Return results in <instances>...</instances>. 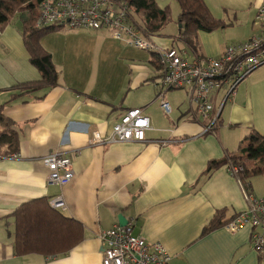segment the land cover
<instances>
[{"label": "crops", "instance_id": "crops-1", "mask_svg": "<svg viewBox=\"0 0 264 264\" xmlns=\"http://www.w3.org/2000/svg\"><path fill=\"white\" fill-rule=\"evenodd\" d=\"M155 1L169 7L172 22L146 39L160 48L174 47L188 59L216 58L227 46L256 37L254 20L264 3L203 0L212 16L228 26L198 32L191 50L180 41L177 3ZM134 19L141 27L140 18ZM40 44L51 55L57 84L31 94H44L41 100L15 98L12 88L39 82L41 75L29 62L18 20L0 29V107L18 140L17 158L5 156L8 147H0V264H101L99 236L118 225V216L133 226L134 236L160 244L168 264H264V254L250 242L249 225L236 232L225 224L204 232L219 212L228 221L247 208L242 187L253 200L264 197V173L246 185L227 165L204 174L210 161L238 153L252 130L264 136V66L238 85L235 96L221 106L211 133L202 134L223 93L214 97L210 117L202 119L185 91L160 90L152 53L104 29L55 31ZM161 100L168 103V113ZM133 108H141L149 120L145 142L87 144L90 132L111 134ZM56 151L72 163V180L62 188L48 183L42 161ZM58 196L63 214L81 224V242L58 257L16 255L12 212L28 201Z\"/></svg>", "mask_w": 264, "mask_h": 264}, {"label": "built area", "instance_id": "built-area-1", "mask_svg": "<svg viewBox=\"0 0 264 264\" xmlns=\"http://www.w3.org/2000/svg\"><path fill=\"white\" fill-rule=\"evenodd\" d=\"M259 34L247 41L229 45L216 58L194 57L188 59L184 52L174 47L160 48L146 39L141 27L130 15L127 5L117 0H43L36 21V27H63L72 30H108L117 40L125 39L135 48L150 52L157 58L159 75L157 83L160 90H183L190 105L196 107L199 117L206 119L214 112V97L223 93L219 107L213 113L211 124L202 134L211 133L221 106L235 96L238 85L253 71L264 65V3L255 16ZM161 95V92H160ZM164 113L170 108L161 100ZM151 130L148 118L141 108L127 110L121 120L113 126L109 135L98 131L89 133L87 144L100 146L111 143L145 142V133ZM17 158L16 153L9 155ZM47 167L48 183L60 188L67 186L73 177L72 163L61 152H52L43 158ZM234 176L241 167L228 165ZM247 208L235 215L225 224L228 231L236 232L249 225L252 229L250 242L258 254H264V197L253 200L242 187ZM53 209L63 210L64 202L60 196L49 200ZM133 226H113L102 232L101 264H168L170 257L157 243L150 244L132 234Z\"/></svg>", "mask_w": 264, "mask_h": 264}, {"label": "trees", "instance_id": "trees-1", "mask_svg": "<svg viewBox=\"0 0 264 264\" xmlns=\"http://www.w3.org/2000/svg\"><path fill=\"white\" fill-rule=\"evenodd\" d=\"M117 1L128 6L133 19L140 18L138 21L146 37L159 34L172 22L169 7L162 8L155 0ZM174 1L179 7L176 21L180 26V41L191 50L195 49L198 32L210 33L228 26L222 20L212 16L203 0ZM42 2L43 0H0V29L7 26L13 19L18 20L23 45L29 55V62L41 75L39 82L12 88L11 91L15 98L31 96L32 93L40 90H48L56 86L58 81V72L52 63L51 55L43 49L40 40L55 31L72 29L55 26L37 28L36 21ZM152 55L155 59L154 67L158 71L157 58L154 54ZM43 97L44 94H41L37 97L33 96L31 99L41 100ZM12 126L13 123L2 115V107H0V127H2L0 147L3 145L8 147V150L4 152L5 156L17 151L18 140ZM245 141L247 143L240 146L238 153L229 154L227 158L219 162L210 161L204 174L223 165L241 167L242 171L238 173L237 178L243 185H246L252 176L263 174L264 136L252 130L245 137ZM253 162L257 163L254 167L251 166ZM222 215L223 212H219L204 232L223 226L231 220L222 221ZM11 216L14 225L13 249L16 255L40 254L58 257L68 253L82 240L83 228L81 224L63 214L61 210L51 208L49 200L45 197L23 203L12 212Z\"/></svg>", "mask_w": 264, "mask_h": 264}, {"label": "water", "instance_id": "water-1", "mask_svg": "<svg viewBox=\"0 0 264 264\" xmlns=\"http://www.w3.org/2000/svg\"><path fill=\"white\" fill-rule=\"evenodd\" d=\"M128 221L123 216H118V225L121 227L126 226Z\"/></svg>", "mask_w": 264, "mask_h": 264}, {"label": "rangeland", "instance_id": "rangeland-1", "mask_svg": "<svg viewBox=\"0 0 264 264\" xmlns=\"http://www.w3.org/2000/svg\"><path fill=\"white\" fill-rule=\"evenodd\" d=\"M175 8H176V5H175ZM174 13H176V10H174ZM173 15H174V14H173ZM254 21H255V20H254ZM255 23H256V21H255ZM257 23H258V22H257ZM257 23H256V24H257ZM139 24H140V22H139ZM171 24H173V23H171ZM169 25H170V24H169ZM257 25H258V24H257ZM258 26H259V25H258ZM168 33H169V31H168V32L166 31V34H168ZM258 34H259V32H258ZM258 34L256 35V37L258 36ZM263 66H264V65H263ZM261 67H262V66H261ZM259 68H260V67H259ZM260 199H261V198H260Z\"/></svg>", "mask_w": 264, "mask_h": 264}]
</instances>
